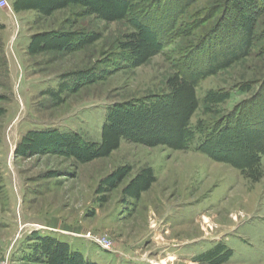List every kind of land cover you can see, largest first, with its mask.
I'll list each match as a JSON object with an SVG mask.
<instances>
[{
  "label": "rangeland",
  "instance_id": "1",
  "mask_svg": "<svg viewBox=\"0 0 264 264\" xmlns=\"http://www.w3.org/2000/svg\"><path fill=\"white\" fill-rule=\"evenodd\" d=\"M8 1L0 264H264V0Z\"/></svg>",
  "mask_w": 264,
  "mask_h": 264
},
{
  "label": "trees",
  "instance_id": "2",
  "mask_svg": "<svg viewBox=\"0 0 264 264\" xmlns=\"http://www.w3.org/2000/svg\"><path fill=\"white\" fill-rule=\"evenodd\" d=\"M64 144V146H71V140L67 139ZM41 244V253L43 257L44 255L47 257L49 264H89L84 261V258L80 254L73 252L66 242L44 236Z\"/></svg>",
  "mask_w": 264,
  "mask_h": 264
},
{
  "label": "built area",
  "instance_id": "3",
  "mask_svg": "<svg viewBox=\"0 0 264 264\" xmlns=\"http://www.w3.org/2000/svg\"><path fill=\"white\" fill-rule=\"evenodd\" d=\"M0 7L1 8H5V9H7V8L11 9V6H10V3H9L8 0H0ZM91 237L94 238V239L97 238V237H94V236H91ZM98 242L102 243L103 246H107V248H109L108 247L109 246V242H107V244H105L106 242L101 240V239H98Z\"/></svg>",
  "mask_w": 264,
  "mask_h": 264
},
{
  "label": "bare ground",
  "instance_id": "4",
  "mask_svg": "<svg viewBox=\"0 0 264 264\" xmlns=\"http://www.w3.org/2000/svg\"><path fill=\"white\" fill-rule=\"evenodd\" d=\"M204 220H205V223H209L210 221H209V219L208 218H206V217H204ZM211 225V224H210ZM164 263V262H163Z\"/></svg>",
  "mask_w": 264,
  "mask_h": 264
}]
</instances>
